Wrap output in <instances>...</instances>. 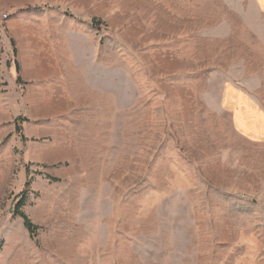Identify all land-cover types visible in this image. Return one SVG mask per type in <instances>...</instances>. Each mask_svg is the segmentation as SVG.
I'll use <instances>...</instances> for the list:
<instances>
[{
	"label": "rangeland",
	"instance_id": "rangeland-1",
	"mask_svg": "<svg viewBox=\"0 0 264 264\" xmlns=\"http://www.w3.org/2000/svg\"><path fill=\"white\" fill-rule=\"evenodd\" d=\"M259 1L0 0V264H264Z\"/></svg>",
	"mask_w": 264,
	"mask_h": 264
},
{
	"label": "crops",
	"instance_id": "crops-1",
	"mask_svg": "<svg viewBox=\"0 0 264 264\" xmlns=\"http://www.w3.org/2000/svg\"><path fill=\"white\" fill-rule=\"evenodd\" d=\"M260 1L257 0V3ZM19 64L13 59L9 45L0 42V126L4 127L13 123L15 116L21 113V100H31L30 91L23 90L20 85V75L17 74ZM22 79V78H21ZM39 112V111H38ZM17 113V114H16ZM29 115L40 122L41 114L29 107ZM45 116V111L44 114Z\"/></svg>",
	"mask_w": 264,
	"mask_h": 264
}]
</instances>
